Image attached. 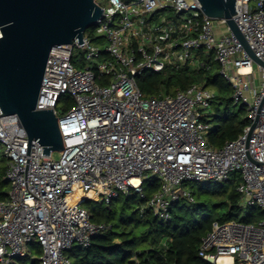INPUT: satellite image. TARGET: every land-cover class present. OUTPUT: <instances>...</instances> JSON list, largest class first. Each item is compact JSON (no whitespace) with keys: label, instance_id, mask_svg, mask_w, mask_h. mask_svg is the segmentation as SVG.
<instances>
[{"label":"built area","instance_id":"built-area-1","mask_svg":"<svg viewBox=\"0 0 264 264\" xmlns=\"http://www.w3.org/2000/svg\"><path fill=\"white\" fill-rule=\"evenodd\" d=\"M95 1L103 9L96 22L102 36L92 42L85 31L83 44L75 39L54 46L37 101V109H53L58 117L59 158L43 154L19 116L0 106L10 185L0 200V264L28 257L33 243L41 247L40 264H72L75 246H90L109 228L91 219L86 200L109 205L137 195L145 199L138 206L142 215L166 221L174 203L194 201L189 183H223L238 174L242 207L264 213V66L225 20L203 13L199 0ZM236 11L250 48L264 60V0H236ZM76 47L83 51L81 66ZM205 56L219 65L233 102L247 107L251 124L257 120L250 136L249 125L220 148L207 138L213 90L192 83L172 94L148 95L137 84L145 71L205 67ZM65 94L73 105L59 113ZM152 180L158 188L147 196L144 182ZM198 254L212 264H264V217L214 221Z\"/></svg>","mask_w":264,"mask_h":264},{"label":"trees","instance_id":"trees-1","mask_svg":"<svg viewBox=\"0 0 264 264\" xmlns=\"http://www.w3.org/2000/svg\"><path fill=\"white\" fill-rule=\"evenodd\" d=\"M95 25L91 26L93 28ZM87 32V30H86ZM205 67L185 64L164 71H145L137 84L145 94H172L192 83H201L216 93L212 110L206 119L211 124L208 142L215 148L234 140L251 125L247 107L233 102L232 88L220 75L219 65L204 57ZM81 66V64H76ZM105 83V81H101ZM235 107L232 109V107ZM7 158L0 156V200L8 196L10 185L5 178ZM238 174L223 183L194 184V201L181 200L172 205L171 216L164 221L151 212L141 214L138 206L145 201L137 195L120 197L109 205L86 200L85 207L94 222H105L109 228L93 238L88 247L75 246L69 255L72 264H212L198 254L202 237L213 222L239 219L256 223L264 217L257 207L244 209L237 185ZM146 195L158 188L155 180L144 182ZM32 253L13 264H40L41 247L31 244Z\"/></svg>","mask_w":264,"mask_h":264},{"label":"water","instance_id":"water-1","mask_svg":"<svg viewBox=\"0 0 264 264\" xmlns=\"http://www.w3.org/2000/svg\"><path fill=\"white\" fill-rule=\"evenodd\" d=\"M203 13L223 19L257 64L234 15L236 0H199ZM103 9L95 0H0V106L17 114L29 140L43 145V154L62 151L63 137L53 109H37L48 58L54 46L83 44L85 31ZM257 120L250 125L249 136Z\"/></svg>","mask_w":264,"mask_h":264},{"label":"rangeland","instance_id":"rangeland-1","mask_svg":"<svg viewBox=\"0 0 264 264\" xmlns=\"http://www.w3.org/2000/svg\"><path fill=\"white\" fill-rule=\"evenodd\" d=\"M96 27H97V25L95 24V26H94L93 28L89 27V28L87 29V32H86L87 34L90 35V39L92 40V42H96V40H97L100 36H102V34L99 33V32L97 31ZM74 53H75V60L77 61V63H78V64L82 63V61H83V60H82V56H83V51H82V49L76 47ZM256 76H257V77L259 76V72L256 73ZM259 82H260V80H258L256 84L258 85ZM72 105H73V99H72V97L69 96V95H66V94L63 95V96L60 98V101H59V104H58V111H59V113H61L62 111L67 110V109L70 108ZM239 105H240V104H238L236 107L238 108ZM234 108H235V107L233 106L232 109H234ZM211 110H212V109H211ZM3 149H4L3 145H0V156L3 154ZM59 156H60V152L55 151V152L53 153V158H54V159L59 158ZM194 184H198V183H193V182H192V183H189V184L187 185V187L191 189V187H192ZM92 201H94V200H92ZM95 202H97V201H95ZM245 210H246V208H245Z\"/></svg>","mask_w":264,"mask_h":264},{"label":"bare ground","instance_id":"bare-ground-1","mask_svg":"<svg viewBox=\"0 0 264 264\" xmlns=\"http://www.w3.org/2000/svg\"><path fill=\"white\" fill-rule=\"evenodd\" d=\"M222 259H224V258H222ZM222 259H221V260H222Z\"/></svg>","mask_w":264,"mask_h":264}]
</instances>
